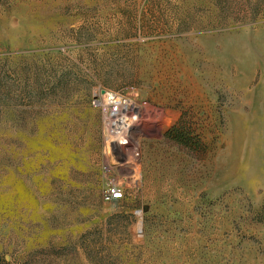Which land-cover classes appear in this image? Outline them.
Wrapping results in <instances>:
<instances>
[{
	"label": "rangeland",
	"instance_id": "374dc122",
	"mask_svg": "<svg viewBox=\"0 0 264 264\" xmlns=\"http://www.w3.org/2000/svg\"><path fill=\"white\" fill-rule=\"evenodd\" d=\"M0 264H264V0H0Z\"/></svg>",
	"mask_w": 264,
	"mask_h": 264
},
{
	"label": "built area",
	"instance_id": "2783aa9c",
	"mask_svg": "<svg viewBox=\"0 0 264 264\" xmlns=\"http://www.w3.org/2000/svg\"><path fill=\"white\" fill-rule=\"evenodd\" d=\"M92 104L102 115L108 146L115 152L127 148L132 124L139 118L138 107L131 97L99 86L95 89ZM138 156L139 153L134 152V157ZM123 197V190L118 185L109 186L105 194L107 202L121 200Z\"/></svg>",
	"mask_w": 264,
	"mask_h": 264
},
{
	"label": "trees",
	"instance_id": "16d2710c",
	"mask_svg": "<svg viewBox=\"0 0 264 264\" xmlns=\"http://www.w3.org/2000/svg\"><path fill=\"white\" fill-rule=\"evenodd\" d=\"M165 136L170 139H174L178 141L182 145L189 146L191 145V138L188 133L184 131V129L178 128L177 126L172 127L169 129L166 133Z\"/></svg>",
	"mask_w": 264,
	"mask_h": 264
},
{
	"label": "bare ground",
	"instance_id": "6f19581e",
	"mask_svg": "<svg viewBox=\"0 0 264 264\" xmlns=\"http://www.w3.org/2000/svg\"><path fill=\"white\" fill-rule=\"evenodd\" d=\"M115 148H116V149H117V148L119 149V147H117V146H115Z\"/></svg>",
	"mask_w": 264,
	"mask_h": 264
}]
</instances>
